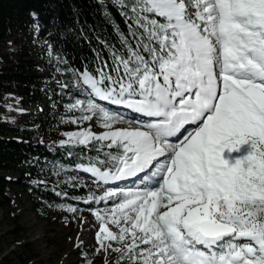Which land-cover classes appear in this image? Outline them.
I'll return each mask as SVG.
<instances>
[{"label":"trees","instance_id":"16d2710c","mask_svg":"<svg viewBox=\"0 0 264 264\" xmlns=\"http://www.w3.org/2000/svg\"><path fill=\"white\" fill-rule=\"evenodd\" d=\"M171 5L163 0H0V172L18 176L13 180L0 174V209L11 213L18 228L17 240H24L27 231L20 224L16 184L44 221L51 219L50 210L64 208L77 217L137 197L122 191L105 196V189L80 170L95 166L114 171L128 155L127 146L99 138L85 143L80 138L67 140V133L56 128L50 113L43 110L44 90L48 95L57 93L60 104L69 107L86 100L78 84L82 74L88 73L106 87L139 89L165 83L166 68L178 59L181 42L178 20L167 8ZM14 35L21 37V46L2 53L9 47L7 39ZM31 42L47 45L59 87L41 85L44 78L33 60ZM262 126L255 136L244 137L245 145L238 149L239 156L244 152L241 160L225 161L227 169L234 165L233 174L228 176L224 169L220 174L228 178V223L234 219L247 222L250 232L261 234L264 240V123ZM45 132L52 137L45 138ZM2 238L0 229V264H16L6 255ZM230 242L214 249L217 258ZM234 243L256 256L257 264H264V255L249 250L246 240ZM99 246L97 256L95 251L81 253L83 264H105L110 256L114 264H144L134 249L124 247L118 237L109 239L106 232ZM141 246L146 252L160 248L154 239ZM22 252V264H43L30 239Z\"/></svg>","mask_w":264,"mask_h":264},{"label":"rangeland","instance_id":"374dc122","mask_svg":"<svg viewBox=\"0 0 264 264\" xmlns=\"http://www.w3.org/2000/svg\"><path fill=\"white\" fill-rule=\"evenodd\" d=\"M163 1L172 3L171 7L167 8L177 18V24L181 31L179 57L173 65L166 68L164 79L169 81L172 78L175 81V86L182 91L181 84L197 76L198 70L201 68L214 64L217 68L211 67L212 71L208 70V75L210 77L213 74L221 86L214 102L216 103L215 107L206 116L204 124L183 139L176 141L177 146L183 144V149L179 148L177 154L186 150V145L192 138H202L206 143V133L212 128L217 141L216 146L211 149L212 153L209 152L212 156L208 157L207 152H202L201 167L187 169L181 176L182 192L180 196L170 195L169 188L166 186L164 191L162 190L163 180L166 177L162 180V185L158 181L159 185L145 193L140 189L135 191L126 187L121 189L105 187L95 178L94 184L102 185V188L105 189V196H110L116 193L115 191L127 193L134 191L138 195L122 205L83 212L77 217H73L67 209L61 208L57 211L50 210V220H41L34 212L30 197L16 184L14 192L19 196L16 206L20 211V224L27 231V237L24 240L15 238L18 228L11 213L0 209L3 246L6 249V255L13 258L16 264H22L19 256L25 258L22 249L29 239L40 252L43 264H83L81 253L95 251L97 256L100 252L99 240L103 238L105 232L109 239L114 240L118 237L124 247L134 249L139 257L138 261H143L144 264H184V255L178 251L180 248L175 244L171 235L170 222L166 221L168 214L176 219L174 224L180 227L185 236H192L193 232L188 230V226L192 222L199 224L202 221L210 220L209 216H212L214 219L210 221L232 225L236 228L239 236L235 237L246 239L250 244L249 250H260L261 235L252 234L247 222L242 223L234 219L232 223H228L225 216L228 210L225 202L229 198L226 192L228 178L221 175L219 170L224 169L222 171L228 173V176L233 174L234 165L227 169L225 166L228 164L223 162L225 156L241 160L244 152L239 156L241 150L238 149L241 144L245 145L242 143L243 140H246L244 137L255 136L256 133L263 130L264 83L259 79L264 78V73L260 74L257 69L254 70L251 66L255 62L259 67L260 61H264V53L258 52L259 50L264 52V0H226L227 4L232 5V9L238 10L235 14L236 19L232 23L233 30L231 29L227 33L230 40L224 38L225 32L222 31L220 25V9L215 0ZM241 2L244 5L242 11L238 9ZM247 16L249 19H245ZM243 19L246 22H241ZM17 38L19 42H17ZM7 42L9 47L3 49L2 53L20 47L21 37L14 35L9 37ZM31 43L33 60L39 65L38 72L44 78L41 85L59 87L58 73L51 61L52 57L47 45ZM192 70L194 73H191ZM253 73L256 74L253 75ZM92 82H95V86L99 88V83L87 74L79 76L78 84L86 100H77L75 105L69 107L60 104L61 97L57 93L53 92L48 95L47 90H44L46 103L43 110L50 113L54 126L67 133V140L80 138L81 142L85 143L90 139L99 138L107 142H121L129 145V152L141 146L143 150L145 141L144 143L139 141L131 143L123 139H104L115 130V124L111 123L115 119L122 121L124 119L130 122L135 132L141 136L146 135L148 129L144 130L142 126L139 129L132 122L127 111H120L122 116L108 111V107L100 102L102 94L95 89H89L93 87ZM166 84L167 88L171 87V83ZM161 87V84H155V90L158 93L161 91ZM144 89L145 87L142 85L141 94ZM130 91L131 89L124 88L123 96L129 94ZM163 95L166 96V93L163 92ZM48 137H52V134L45 132V138ZM148 142V146L154 145L150 141ZM157 144L158 149H163L166 145L160 142ZM135 156L140 157L139 154ZM173 156L175 157L173 154L169 155V158H174ZM195 159L198 160V158ZM187 162L188 157L184 161L185 166L188 165ZM126 167L121 168L119 173L127 171ZM178 167L180 170V166ZM81 170L84 171L87 168L81 167ZM88 171L90 170L88 169ZM182 171L181 169L180 172L182 173ZM0 174L13 180L18 178L14 173L0 172ZM119 178L117 176V179ZM138 182L143 184L142 180ZM114 183L118 184L119 181ZM151 239H154L156 246L159 245L160 248L157 251L146 252L141 245L151 242ZM196 241L198 242V240ZM197 242L194 243L198 245ZM230 250L233 254L229 258L222 256L221 261L225 264H256L257 258L255 259L253 255L248 257L250 252L244 250L243 247L232 244ZM113 261L114 257L110 256L105 264H114Z\"/></svg>","mask_w":264,"mask_h":264},{"label":"bare ground","instance_id":"6f19581e","mask_svg":"<svg viewBox=\"0 0 264 264\" xmlns=\"http://www.w3.org/2000/svg\"><path fill=\"white\" fill-rule=\"evenodd\" d=\"M215 1L218 3L217 5L220 8V14H221V17H222L220 25H221L222 31L225 32V37L224 38L230 40L229 39L230 37L227 36L228 35L227 33L230 32L231 29H232L233 17L230 14H228V10L232 9V5L227 4V3H223V2H221V0H215ZM242 7H244V5L241 2L238 9H241ZM210 66L214 67L216 65L210 64ZM207 70H209V67L201 68L199 70V74L192 78V83H193L194 86H197V84L200 83L201 80H202V82H204V80H205L204 75H205V72H207ZM255 74L256 73H253V75H255ZM213 82L215 83V86L220 84L218 82V79L217 80L214 79ZM93 88H94V86L92 88H89V89H93ZM110 92H111V94H110ZM100 94H102V97H100V99H101L100 102L101 103L103 102L102 104L105 105L106 107H108L107 108L108 111L117 113L120 116H122L120 111L121 112L122 111H127L128 115L132 119V122H134L135 125L139 129H141L140 126H142V125H140L138 122H143L144 123L148 119L147 117L142 116L139 113H133V109H132L133 108V104H132L131 101L126 99V95H124L125 98L123 99L114 90L103 91ZM205 96H207V95H205ZM214 104H216V103H214ZM198 107L199 106L197 104H194L193 106H188L187 109H195L196 110V108H198ZM214 107L211 108V109H214ZM210 112L211 111L209 110V113ZM191 116H192V114H191ZM191 116H189V117H191ZM153 118H160V117L156 116V117H153ZM203 122L202 123L198 122L197 125L194 126V127L193 126L188 127L185 131H182V133H179V135L177 137H174L173 135L170 134L169 138L164 139L163 136L161 135V131L164 130V129L158 127V125H159V121L158 120L154 121V125H152L150 127H148L147 125L146 126H142V128L144 130L148 129V133L146 135H144V136H141V135H139V134H137L135 132V129L130 124V122H127L124 119H123V121L119 120V119H115L114 121L111 122V123H113V125L115 124V130L113 131V133H110L109 135H107V137H104V139H111V140L123 139V140H126L128 142L130 141L131 143H134V141L135 142L139 141L140 143H144V141H145L144 149L142 150V148H143L142 146L139 147L136 150L134 149L136 153L134 152L133 158H132V160L130 162L132 165L127 163V164H125L122 167V168H124L126 166H128L126 168L131 167L130 171H122L121 174H120L119 173V171L121 170L120 169L116 173L103 174L102 175L103 172H101L99 169H97L95 167H92V169H89L90 171H88V172H89V174L91 176L94 177V179L97 178L99 181L105 183L107 186H116V187L127 186V187H132L131 185L134 184L133 182H131L129 180L127 182H124L122 178L127 176V175H129V173H135L132 170V169H135V170H137L138 181L142 180V182H143V184L140 183L141 184L140 185L141 186L140 190H142L143 193H145V191L148 192L152 188H155L157 185H159V183L162 185V180H163L164 176L166 177L165 179L167 181L166 185L171 186L172 183L169 184V181L172 180V175L174 174V172L176 171L177 168H178V171L175 172V174L173 175L175 177H181L187 171V169H190L189 165H187V166L184 165V161H185V159L188 156H189L188 159L190 160L193 157L195 158L196 154H199V152H207V154H208L207 156L208 157L211 155L210 154V153H212L211 149H213V148H211L212 147L211 143H208L207 145L205 143V145H203V147H202L199 144V139H194V138L191 139V137H190L191 140L186 145L187 146L186 150L182 151L183 153L181 152V153L177 154V151H178L179 148L183 149V144L177 146L178 144H177L176 141H178L179 139H183L188 134H191L192 132H194L195 130L200 128L202 126ZM145 136H146V138H145ZM209 137L211 138L212 134H209ZM148 141H150L151 143L154 144V146L152 145V147H151V149H153V150H151L150 147H148V146L146 147L147 143H149ZM157 142H160L161 144L166 143V145L163 148V150H164V153L162 155L163 159L155 158V154H154L155 149L154 148L156 146L158 148ZM145 150L148 152V154H144V153H146ZM136 154H139L141 156L144 154V159L147 162L146 163H142V162H144L142 157H138V156L136 157L135 156ZM172 154L175 155V157L173 156L174 158H172V157L169 158V155H172ZM166 162L169 163V164H167ZM183 165H184V167H183ZM178 166H180V170H179ZM143 167H147L149 169L147 174H145V175H142V174L139 173V169L143 168ZM125 169H123V170H125ZM181 169L183 170L182 173L180 172ZM93 170H95V171H93ZM187 173H189V172H187ZM117 176L120 177V178L117 179ZM116 181H119V183L115 184L114 182H116ZM158 181H159V183H158ZM162 186H163L162 190L164 191V189L166 188L165 187V183H163ZM167 193L169 194L168 190H167ZM170 195H172L171 192H170ZM175 220L176 219L173 218V217H170L169 214H168V217H166V221L168 223L169 222L172 223ZM191 224H195V222H192ZM198 225L199 224H197V226Z\"/></svg>","mask_w":264,"mask_h":264},{"label":"water","instance_id":"95a60500","mask_svg":"<svg viewBox=\"0 0 264 264\" xmlns=\"http://www.w3.org/2000/svg\"><path fill=\"white\" fill-rule=\"evenodd\" d=\"M236 232L234 227L215 223L209 220H205L201 223L199 233L208 238H220L222 236H229Z\"/></svg>","mask_w":264,"mask_h":264}]
</instances>
